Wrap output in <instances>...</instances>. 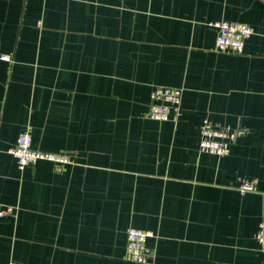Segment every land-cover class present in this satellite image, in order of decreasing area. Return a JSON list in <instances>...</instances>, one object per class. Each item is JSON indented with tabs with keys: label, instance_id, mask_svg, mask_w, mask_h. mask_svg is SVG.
Listing matches in <instances>:
<instances>
[{
	"label": "crops",
	"instance_id": "obj_1",
	"mask_svg": "<svg viewBox=\"0 0 264 264\" xmlns=\"http://www.w3.org/2000/svg\"><path fill=\"white\" fill-rule=\"evenodd\" d=\"M220 19L253 27L241 53ZM0 51V264H264V0H0ZM156 85L177 120L148 115ZM206 117L242 130L227 154L200 151ZM25 128L72 162L20 169Z\"/></svg>",
	"mask_w": 264,
	"mask_h": 264
},
{
	"label": "built area",
	"instance_id": "obj_2",
	"mask_svg": "<svg viewBox=\"0 0 264 264\" xmlns=\"http://www.w3.org/2000/svg\"><path fill=\"white\" fill-rule=\"evenodd\" d=\"M217 29L215 48L239 54L244 50L245 40L254 32L253 27L240 21L220 19L211 22ZM0 59H11V55L0 51ZM183 88L170 85H156L151 91V104L148 115L158 120H177L182 107ZM242 133L238 127L230 124L215 122L206 117L200 127L199 148L202 152L225 155L229 152L231 143ZM17 160L18 167L23 169L40 159L49 160L58 167L72 162L67 151H46L33 148L32 135L29 128L19 134L16 142L8 148ZM255 188L254 180H243L238 189L245 193ZM14 206L8 205L0 208V216L12 213ZM155 233L149 229L130 226L127 229V244L125 258L131 261L147 263L153 256V251L148 247V238ZM257 241L264 246V220L260 222L255 233ZM10 264H16L14 260Z\"/></svg>",
	"mask_w": 264,
	"mask_h": 264
}]
</instances>
